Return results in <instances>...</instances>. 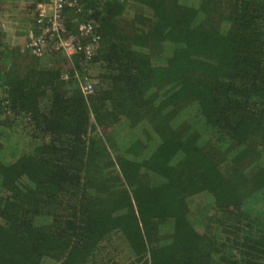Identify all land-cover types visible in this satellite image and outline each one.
I'll return each instance as SVG.
<instances>
[{
	"label": "trees",
	"instance_id": "1",
	"mask_svg": "<svg viewBox=\"0 0 264 264\" xmlns=\"http://www.w3.org/2000/svg\"><path fill=\"white\" fill-rule=\"evenodd\" d=\"M82 2L89 60L0 29V264H264V0Z\"/></svg>",
	"mask_w": 264,
	"mask_h": 264
},
{
	"label": "built area",
	"instance_id": "2",
	"mask_svg": "<svg viewBox=\"0 0 264 264\" xmlns=\"http://www.w3.org/2000/svg\"><path fill=\"white\" fill-rule=\"evenodd\" d=\"M108 1V0H97ZM130 2L131 0H116ZM91 9L82 0H38L33 9V27L27 31L25 48L34 57L51 52L66 60H89L100 48L97 22L90 17ZM66 78V74H62ZM93 80L79 77L84 96L93 91Z\"/></svg>",
	"mask_w": 264,
	"mask_h": 264
},
{
	"label": "rangeland",
	"instance_id": "3",
	"mask_svg": "<svg viewBox=\"0 0 264 264\" xmlns=\"http://www.w3.org/2000/svg\"><path fill=\"white\" fill-rule=\"evenodd\" d=\"M36 1H38V0H0L1 37H2L5 45L9 48V50L11 49L13 51V49L15 48V49H18L20 51V52H14L13 51L14 52V54H13V52L10 50L11 53L18 58L26 57L23 55H25V53H28L25 50V43L27 40V31L33 27V23H32V21H33V9H34V4ZM129 3L130 2H127V4H128L127 5V12H126V14L128 15V16H126L127 18L132 14V6ZM149 50L154 54L157 53V51H159V49H157V48L155 49V47H152V46L149 47ZM16 53H18V54H16ZM29 56H31V55H29ZM55 56L59 57V55H57V54H55ZM31 57H33V56H31ZM33 60L34 59H32V61ZM90 80H92V79H90ZM1 97H2V93L0 90V100H1ZM181 102H184V101H181ZM11 115H12L11 112L9 110H7V108L5 106V102L0 101V120L2 122H4L5 124L11 123V121L14 119V118H12ZM184 117L189 118V115L186 114ZM143 119L146 120V117H144ZM141 122H143V124H141V126L143 125L145 130L148 128L150 131V136L148 135L149 132H145V135L148 138L157 134V132L154 130V128H152V127H154V125H152V124L148 125L145 121H141ZM117 130H119L120 132H123V127L119 128ZM102 139L104 140L103 137H102ZM253 142H254V140H253ZM107 150L112 155L111 149L107 148ZM241 164H242L241 167H243L245 165V163H241ZM103 173H104V171H103ZM141 178H145V179L149 178L150 179L149 176H145V175H143ZM107 179H109L110 181L116 182V180H114L111 177H109ZM198 220L200 221V218H198ZM114 239H115V237H114ZM124 254H127L126 248L124 250Z\"/></svg>",
	"mask_w": 264,
	"mask_h": 264
},
{
	"label": "clouds",
	"instance_id": "4",
	"mask_svg": "<svg viewBox=\"0 0 264 264\" xmlns=\"http://www.w3.org/2000/svg\"><path fill=\"white\" fill-rule=\"evenodd\" d=\"M33 22V21H32ZM42 57V56H41Z\"/></svg>",
	"mask_w": 264,
	"mask_h": 264
}]
</instances>
